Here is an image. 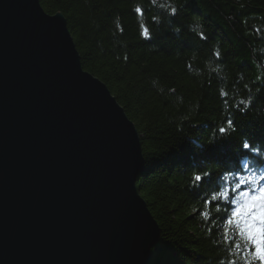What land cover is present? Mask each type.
Returning a JSON list of instances; mask_svg holds the SVG:
<instances>
[{
	"label": "trees",
	"instance_id": "1",
	"mask_svg": "<svg viewBox=\"0 0 264 264\" xmlns=\"http://www.w3.org/2000/svg\"><path fill=\"white\" fill-rule=\"evenodd\" d=\"M40 4L64 16L83 69L108 87L139 133L145 166L136 187L160 231L149 264H245L240 246L254 244L251 218L237 217L225 195L211 207L205 200L223 185L220 175L233 184L243 176L245 155H259L264 173V0ZM242 143L254 147L248 153ZM208 173L212 183L194 180Z\"/></svg>",
	"mask_w": 264,
	"mask_h": 264
},
{
	"label": "water",
	"instance_id": "2",
	"mask_svg": "<svg viewBox=\"0 0 264 264\" xmlns=\"http://www.w3.org/2000/svg\"><path fill=\"white\" fill-rule=\"evenodd\" d=\"M141 140L67 21L0 0V264H149Z\"/></svg>",
	"mask_w": 264,
	"mask_h": 264
},
{
	"label": "snow or ice",
	"instance_id": "3",
	"mask_svg": "<svg viewBox=\"0 0 264 264\" xmlns=\"http://www.w3.org/2000/svg\"><path fill=\"white\" fill-rule=\"evenodd\" d=\"M138 15L143 14V10L139 7L135 9ZM177 9H171V15L174 17L177 15ZM141 34L148 38L150 36L149 30L146 26H141ZM205 37H202V39ZM217 57H219V53H217ZM221 95L226 96L227 93H221ZM232 127H235L233 121H229ZM222 134H227V128L220 129ZM254 146L251 143H242L241 148L245 152H250V150ZM245 168H249L247 164L244 165ZM230 171V170H226ZM219 179L223 181V185L218 187L216 191H214L211 195V199L205 200V205L211 207L214 202H219L216 197L218 194L226 196V202L224 204L228 205L231 209L236 208L239 209L235 213L237 217L241 216L244 213H247L251 218L253 223H250L247 226V229L255 230L259 233V241L253 239L254 244L245 243L241 245L243 249L246 250V255H244V262H247L252 259L257 254V244L259 243L261 247H264V176L256 177L252 176L251 179L243 176H233L232 181L228 180V175L222 174L219 176ZM194 180L199 184H206L213 182V174L208 173L206 176L197 175L194 177ZM247 187L250 191L247 193H243L242 188ZM258 189V195L256 194V190ZM242 193V195H241ZM239 197H243V200L238 199ZM259 207V211H256V208ZM208 219H211L209 216ZM232 242L230 241V244ZM256 264H264V258H259L255 260ZM229 264H237L236 261H230Z\"/></svg>",
	"mask_w": 264,
	"mask_h": 264
},
{
	"label": "bare ground",
	"instance_id": "4",
	"mask_svg": "<svg viewBox=\"0 0 264 264\" xmlns=\"http://www.w3.org/2000/svg\"><path fill=\"white\" fill-rule=\"evenodd\" d=\"M254 156L255 153H250L249 155H245L241 158L243 161L241 164L243 177L251 179L253 175H255L256 177L264 176V173L260 172V170H262V167H260L259 169L256 168L258 165H261L263 163V160L259 155H256L255 157ZM245 164H247L249 168H245Z\"/></svg>",
	"mask_w": 264,
	"mask_h": 264
},
{
	"label": "clouds",
	"instance_id": "5",
	"mask_svg": "<svg viewBox=\"0 0 264 264\" xmlns=\"http://www.w3.org/2000/svg\"><path fill=\"white\" fill-rule=\"evenodd\" d=\"M249 235L253 239L259 241V233L256 232L255 230H250ZM257 248H258V251H257V254L252 258L253 261H255L256 259H259V258H264V247H261V245L258 243Z\"/></svg>",
	"mask_w": 264,
	"mask_h": 264
}]
</instances>
